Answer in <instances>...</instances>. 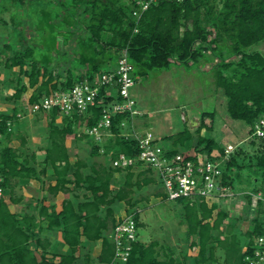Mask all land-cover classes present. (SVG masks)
<instances>
[{"label":"trees","instance_id":"16d2710c","mask_svg":"<svg viewBox=\"0 0 264 264\" xmlns=\"http://www.w3.org/2000/svg\"><path fill=\"white\" fill-rule=\"evenodd\" d=\"M136 1L83 0L77 4L72 20L80 24V29L72 27L71 34L87 37L91 45L83 47L87 53L83 50L81 56L94 59L87 68L79 66L78 72L67 70L62 75L58 70L56 73L59 67L52 62L44 65L35 57L33 46L22 45L18 50L10 43L0 46V59L6 56V67H17L12 98L20 100L29 88H34L29 97V104L33 105L51 91L68 90L100 72L111 70V63L116 65L120 52L127 49L135 65L134 73L141 76L153 70H169L175 64L200 70L201 66L211 63L207 72L212 73L217 89L226 96L229 116L250 125L251 135L252 126L264 114V54L249 50L264 41V0H160L140 17L133 15ZM82 43L84 41L78 40L77 45ZM102 65L107 67L101 69ZM17 113L15 108L12 113L0 111V131L4 134L0 165L5 188L10 187L13 178L38 174L36 168L26 158L21 159L19 151L8 144L13 136L23 134L14 128L15 120L20 119ZM38 113L48 114L49 145L39 173L52 170L55 183L49 190L56 193L73 185L84 188L88 194L82 201L65 200L61 210L42 202L37 214H16L10 210L5 197L1 198L0 264H246L245 256L255 237L264 233V200L260 198L256 200L257 214L251 220L252 225L243 233L244 239L238 233V222L243 218L232 217L218 200L178 198L175 201L182 205V221L190 240L186 249L177 252L174 246L156 239L150 242L138 239L133 243L127 262H113L115 244L111 231L121 218L117 213L121 203L127 213H135L141 227L134 195L148 185L161 184L153 168L139 160L126 168L112 164L120 154L134 158L139 155L138 140L126 135V128L122 126L123 121L129 124L132 118L129 113L116 114L110 129L114 135L105 143H97L85 129L98 123L102 117L101 106L92 107L85 115H66L57 108ZM59 117L62 125L58 124ZM10 120L14 123L11 131L7 126ZM214 124L215 112L205 111L195 129L196 142L191 129L166 136L172 143L169 155L180 152V147L188 150L193 146L196 152L206 153L209 158L224 157V147L215 138L201 134L203 128L213 130ZM78 127L83 130L79 136L91 144L90 157L103 154L105 163L80 158L71 160L66 137L74 134ZM249 142L256 149L254 154L239 146L222 163V182L229 189L234 188L241 172L252 166L264 183V137L250 136ZM262 187H252V192L246 194L249 202H253V194L261 192L264 196ZM159 195L168 199L165 190ZM48 232L61 233L62 241L53 242ZM98 240L102 241V248L94 257L87 245ZM58 244L65 249L59 250Z\"/></svg>","mask_w":264,"mask_h":264},{"label":"rangeland","instance_id":"374dc122","mask_svg":"<svg viewBox=\"0 0 264 264\" xmlns=\"http://www.w3.org/2000/svg\"><path fill=\"white\" fill-rule=\"evenodd\" d=\"M82 1L0 0V46L10 43L17 50L22 45L33 46L35 57L47 66L52 62V65L59 67L55 72L59 70L62 75L67 70L78 72L81 70L79 66L87 68L94 60L85 55L81 56L83 50L87 53L83 47H88V39L84 35L71 34L72 27L80 29V24L72 18L75 17L77 4ZM78 40L84 43L78 46ZM74 41L77 42L73 43ZM249 50H259L264 54V41L254 44ZM5 60L6 56L3 55L0 59V111L12 113L14 108L17 109L26 120L23 126L16 127L17 132H23L30 145L36 146L35 142L49 140V128L45 122L36 120V116L40 117L41 113H31V93L25 92L20 100L12 98L18 72L17 67L7 68ZM111 65L113 70L117 64ZM210 66L212 64L208 63L207 68ZM106 67L107 65H102L101 69ZM135 78L136 86L133 92L141 114L136 116L139 127L135 126L134 129L139 134H150L166 147L171 144L170 140L165 139L166 136L191 129L196 142L198 133L195 129L201 123L202 113L214 111V129L210 131L203 128L202 135L215 138L221 147L231 143L238 146L235 150L242 146L250 154L256 152L249 142L250 125L229 116L226 96L221 89H217L211 72L175 64L169 70H153L144 76L136 73ZM25 81L27 82L28 78H25ZM58 124L62 125V120H59ZM82 131V127H78L74 133L80 145L79 158L105 163L106 156L103 154L90 157L91 144L86 138L79 136ZM126 132L129 133L127 129ZM67 139L68 136L66 141ZM255 169L253 166L244 169L234 188L229 189V196L218 200L220 206L227 209L232 217L243 218L238 222V233L242 239L245 238L243 233L251 227V220L257 214L256 200L261 192L252 195V203L246 194L252 192L253 186H263L264 189V183L256 176ZM163 191L162 184L153 183L134 195L133 200L138 201L137 208L142 223L139 227V239L145 242L156 239L162 244L174 246L179 252L190 244L186 234L187 226L182 221V205L175 200L164 199L159 195V192ZM212 200L214 199H210V202ZM121 211L127 212L126 206L123 205ZM57 246L59 250H64L62 244ZM87 249L94 255L96 245L89 243Z\"/></svg>","mask_w":264,"mask_h":264},{"label":"built area","instance_id":"2783aa9c","mask_svg":"<svg viewBox=\"0 0 264 264\" xmlns=\"http://www.w3.org/2000/svg\"><path fill=\"white\" fill-rule=\"evenodd\" d=\"M160 0H137L133 15L140 17L152 4ZM135 65L130 60L127 49L120 52L115 69L101 72L91 79L83 80L68 90H54L44 95L33 105L29 104L31 113L59 109L62 114L85 115L92 107H102V117L94 126L87 127L85 132L97 143L113 136L110 132L114 116L118 113H129L133 119L140 115L137 101L132 95L136 84ZM102 90L104 93L102 94ZM20 118L23 116L18 115ZM13 121H8V130L13 129ZM127 122L123 121L122 126ZM128 136L138 140L139 155L134 158L120 154L112 161L113 166L126 168L139 160L153 168L168 195L169 200L178 198L216 199L229 196V187L223 184L222 163L230 158L237 146L228 143L222 158H209L207 154L194 152H178L169 155L168 148L160 144L150 134H139L133 129ZM251 137H264V114L252 126ZM4 142V134L0 131V153ZM4 174L0 165V199L5 196L3 185ZM257 198L263 199L260 193ZM115 244L113 262H127L133 243L139 239V227L135 213H126L115 224L111 231ZM244 250H248L245 247ZM246 264H264V233L255 237L254 243L245 256Z\"/></svg>","mask_w":264,"mask_h":264},{"label":"crops","instance_id":"0c3cea01","mask_svg":"<svg viewBox=\"0 0 264 264\" xmlns=\"http://www.w3.org/2000/svg\"><path fill=\"white\" fill-rule=\"evenodd\" d=\"M207 65L208 64H206L205 66H201L200 70L203 72H207L211 67L210 66L209 68H207ZM134 86H136V84ZM133 88H132V95L133 97H135ZM33 90L34 88H29L26 93L30 94L32 93ZM18 113L21 114L20 112ZM36 120H38V122H45L48 126V114H43L42 116L40 115V117L36 116ZM59 120H62V118L59 117L57 121ZM25 122L26 120L24 119V117L20 119H16L14 128L16 129V127L20 125L23 126L22 124H25ZM126 126H127L126 129L127 131H129V133L133 131L135 126L139 127L138 122H136V116ZM126 129L124 132L128 133L126 132ZM22 135L13 136L8 144L15 147L19 151L21 159L26 158L29 164L36 168L38 174L31 177H18V178L16 177L11 180V185L10 187L6 188L5 196H4L5 200L9 205L10 210L16 214H24V213L37 214L42 202H44V204H46L47 206L54 205L55 207H57L58 210H61L63 207V202L65 200L71 199L75 202H77L78 200L82 201L84 199V196L88 194V192L84 188H75L73 185H71L69 186L70 188L68 190H60L56 193L51 192L49 190V186L55 183V178L52 175V170L49 169L46 174L39 173L40 169L45 164V157L47 152L46 149L49 145V140L47 141L42 140L43 142H37V143L35 142V144H37L36 147L30 145L29 139L26 137V135H24V133ZM107 138L105 140H107ZM66 145L71 160L75 161L76 159H78L79 158L78 151L80 149V145L78 143L77 137H75V134L68 135ZM170 147H172V143L166 146V148H170ZM194 148L195 147L192 146L188 150H184L182 149V147H180L179 149L180 152L189 153V152H194L195 151ZM122 204L123 203H121L120 208L118 209L117 212L118 217H122L127 213L125 211L124 212L121 211V207L124 205ZM47 236L51 238L53 242L62 241L61 233L54 235L48 232ZM91 243L92 245H96V252L93 255L94 257H96L101 252L102 241L98 240ZM63 248L65 249L64 246ZM95 264H100V263L96 262Z\"/></svg>","mask_w":264,"mask_h":264}]
</instances>
